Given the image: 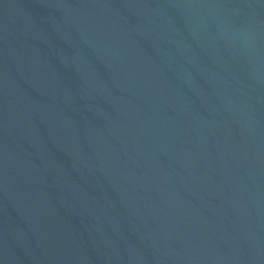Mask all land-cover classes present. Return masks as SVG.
I'll list each match as a JSON object with an SVG mask.
<instances>
[{
    "label": "water",
    "instance_id": "water-1",
    "mask_svg": "<svg viewBox=\"0 0 264 264\" xmlns=\"http://www.w3.org/2000/svg\"><path fill=\"white\" fill-rule=\"evenodd\" d=\"M0 264H264V0H0Z\"/></svg>",
    "mask_w": 264,
    "mask_h": 264
}]
</instances>
